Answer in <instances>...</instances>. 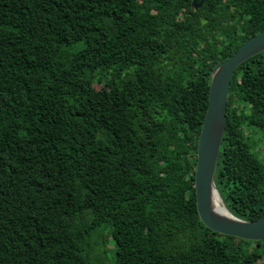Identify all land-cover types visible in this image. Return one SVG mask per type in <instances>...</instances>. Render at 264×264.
<instances>
[{
	"label": "trees",
	"instance_id": "trees-1",
	"mask_svg": "<svg viewBox=\"0 0 264 264\" xmlns=\"http://www.w3.org/2000/svg\"><path fill=\"white\" fill-rule=\"evenodd\" d=\"M263 32L264 0H0V264H89L105 223L115 264H264V242L202 223L195 190L213 69ZM252 135L264 53L234 73L215 173L246 221L264 217Z\"/></svg>",
	"mask_w": 264,
	"mask_h": 264
},
{
	"label": "water",
	"instance_id": "water-1",
	"mask_svg": "<svg viewBox=\"0 0 264 264\" xmlns=\"http://www.w3.org/2000/svg\"><path fill=\"white\" fill-rule=\"evenodd\" d=\"M206 0H193V10ZM264 53V32L248 39L212 72L209 105L198 143L195 172L196 202L202 223L211 231L251 242H264V217L242 220L226 207L215 182V173L227 124V107L232 78L237 68Z\"/></svg>",
	"mask_w": 264,
	"mask_h": 264
},
{
	"label": "rangeland",
	"instance_id": "rangeland-1",
	"mask_svg": "<svg viewBox=\"0 0 264 264\" xmlns=\"http://www.w3.org/2000/svg\"><path fill=\"white\" fill-rule=\"evenodd\" d=\"M77 44L75 47H80ZM258 131L260 134L261 130ZM250 143L254 148L255 153L260 159L264 160V139L259 136L252 135ZM84 216H77L74 220L78 224H87L93 219V214L90 210L85 211ZM264 249V244L261 246ZM88 257L89 264H115L116 261V245L113 238V227L109 223L101 224L91 232L85 244L83 253Z\"/></svg>",
	"mask_w": 264,
	"mask_h": 264
}]
</instances>
